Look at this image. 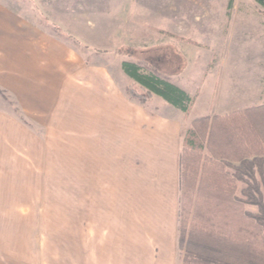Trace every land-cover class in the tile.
I'll return each instance as SVG.
<instances>
[{
    "label": "rangeland",
    "instance_id": "obj_1",
    "mask_svg": "<svg viewBox=\"0 0 264 264\" xmlns=\"http://www.w3.org/2000/svg\"><path fill=\"white\" fill-rule=\"evenodd\" d=\"M23 1L28 12L36 15L32 0ZM133 1L42 0L43 12L52 13L58 21L40 22L59 35L75 61L103 68L105 76L133 101L138 102L139 98L129 91L141 90L122 71L123 60H147L168 73L164 77L193 98L188 111L167 104L155 94L149 95L143 105L160 116L179 121L180 139L193 118L206 114L209 106L219 101L226 108L264 103V8L257 2L233 0L228 8V0H167L164 12L157 13L142 7L135 12ZM82 74L81 68L76 67L69 77L81 84ZM196 97L200 98L194 105ZM229 97L248 100L230 102ZM0 110L41 135L48 145L41 167L36 168L40 183L0 181V205L23 211L0 215L9 222V228L0 230L7 241L3 251L10 253L3 264H64L73 239L81 237L83 221L88 222L84 236L90 241L91 260H95V249L109 258L114 242H118L114 238L121 232L116 230L119 225L130 220L139 225L154 221L153 215L143 214L140 208L137 213H124L131 203L127 198L130 184L123 176L117 179L103 168L100 179L95 176L96 181L81 180V133H77L80 118L51 117L49 122L54 125L47 132L1 88ZM243 169L237 181V196L243 201L253 197L264 205V166L259 170L256 166ZM29 191L39 195L36 199L23 197ZM141 205L139 201L138 207ZM244 207L253 214L264 215V209L259 210L253 202L246 201ZM177 213L178 199L171 221L176 226V244ZM148 238L151 241L144 234V239ZM180 251L177 244L175 264H181ZM17 253L26 254V260L18 261L13 256Z\"/></svg>",
    "mask_w": 264,
    "mask_h": 264
},
{
    "label": "crops",
    "instance_id": "obj_2",
    "mask_svg": "<svg viewBox=\"0 0 264 264\" xmlns=\"http://www.w3.org/2000/svg\"><path fill=\"white\" fill-rule=\"evenodd\" d=\"M166 2L134 0L133 8L135 12L142 7L161 13ZM32 3L36 15L28 12L23 0H0V88L10 93L20 110L43 124L47 132L54 125L49 122L51 117L80 118L77 133H81V142L77 145L81 146V180L96 181L95 176L100 179L103 168L118 176L117 179L123 176L130 184L127 198L131 203L124 213H137L140 208L143 214L153 215L154 219L141 225L131 220L119 225L116 230L121 232L114 238L118 242L113 244L112 256L107 258L106 253L100 254L95 249L93 261L90 241L84 236L88 222L83 221L81 237L73 239L64 264H175L176 226L171 221L179 193L180 122L129 99L105 76L103 68H91L75 61L59 35L40 22L46 19L53 23L58 18L46 10L43 12L42 0H32ZM76 67L83 72L81 84L69 77ZM199 98L196 97L194 105ZM244 100L248 97L228 98L230 102ZM225 106L219 101L209 106L204 115L253 105ZM47 146L41 135L0 110V181L40 183V171L36 168L41 167ZM90 168L92 176L87 175ZM38 195L36 191H29L23 197L36 199ZM139 201L142 205L138 207ZM22 212L12 205H0V215ZM16 224L18 229L20 223ZM7 228L9 222L0 218V230ZM144 234L151 241L144 239ZM3 236L1 233L0 264L10 256L3 251L7 242ZM13 256L18 261H25L27 257L20 253Z\"/></svg>",
    "mask_w": 264,
    "mask_h": 264
},
{
    "label": "trees",
    "instance_id": "obj_3",
    "mask_svg": "<svg viewBox=\"0 0 264 264\" xmlns=\"http://www.w3.org/2000/svg\"><path fill=\"white\" fill-rule=\"evenodd\" d=\"M254 1L264 8V0ZM121 69L143 91H129L141 104L151 94L185 112L192 104L183 88L164 77L168 73L147 60H123ZM178 162L181 264H264V215L244 204L253 202L259 210L264 205L236 193L243 168L264 166V103L192 119Z\"/></svg>",
    "mask_w": 264,
    "mask_h": 264
}]
</instances>
